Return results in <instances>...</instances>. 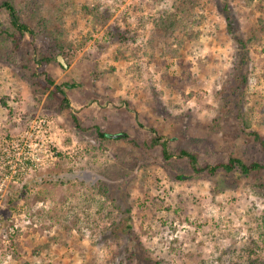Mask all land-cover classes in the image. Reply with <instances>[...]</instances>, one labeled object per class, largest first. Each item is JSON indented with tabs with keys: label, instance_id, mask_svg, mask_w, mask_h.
<instances>
[{
	"label": "rangeland",
	"instance_id": "rangeland-1",
	"mask_svg": "<svg viewBox=\"0 0 264 264\" xmlns=\"http://www.w3.org/2000/svg\"><path fill=\"white\" fill-rule=\"evenodd\" d=\"M11 1L41 32L40 49L64 59L65 69L50 64L51 78L77 88L68 91L71 108L62 110L61 98L42 92L40 55L26 41L18 51L0 44V264H120L126 242L120 232L115 241L111 236L128 210L154 261L264 264V195L254 178L195 176L187 160L167 162L160 146L145 147L158 135L174 154L197 153L201 166L232 156L264 162L242 121L223 113L219 96L238 100L225 87L235 79L234 32L249 47L241 68L248 86L239 99L252 110L246 132L264 137V11L257 1L198 0V38L181 48L165 45L155 30L154 0ZM121 33L130 40L120 41ZM38 117L69 134V154L28 171L23 157L39 154L36 142L54 136L32 131ZM98 129L127 134L141 147L102 142ZM180 174L186 179L178 181Z\"/></svg>",
	"mask_w": 264,
	"mask_h": 264
},
{
	"label": "trees",
	"instance_id": "trees-1",
	"mask_svg": "<svg viewBox=\"0 0 264 264\" xmlns=\"http://www.w3.org/2000/svg\"><path fill=\"white\" fill-rule=\"evenodd\" d=\"M250 5L256 1V9L264 11V0H245ZM244 1V2H245ZM1 9L7 14V20L0 24V44H7L13 48L14 51H18L22 44L26 41L27 44L40 55L37 60V71L36 77L39 79V84L42 92L49 93V97L52 99L61 98V109H70L69 95L68 91L75 90L77 86L75 84H59L56 83L49 75L47 69L53 62H57L64 69V59L61 56H54L53 54L45 53L40 49L42 40L41 32L38 29L32 28L29 24L25 23L22 15L17 9L16 5L10 0L4 2ZM153 9H155V15L153 17V24L156 31L162 32V41L166 45H171L169 41L179 45V48L189 43L193 39L198 38V32L192 30L194 26H198L202 23V19L198 16V10L200 11V4L198 0H154ZM63 12H66L64 8ZM264 24V23H263ZM264 33V25H263ZM56 34V32H54ZM110 35V34H109ZM236 43V58L233 64L232 79L227 84L226 88L232 92L231 96H234L238 100L232 101L228 98V95L220 94V98L223 96V113L227 115L237 116L239 121H242V126L246 129L244 133L248 136L264 151V137L256 132H246L251 130V120L250 113L251 109L246 111L245 103L239 101L241 95L245 94V89L248 86L247 78L241 73V68L244 64L249 61V47L248 43L242 38L235 36V33L230 34ZM113 37V35H111ZM117 37L120 41H129V37L125 34H118ZM45 41V40H44ZM51 42H54L52 40ZM233 88V90L231 89ZM228 92L226 89H224ZM5 104V103H4ZM249 113V114H248ZM73 122L77 128H81L80 121L76 116L72 115ZM97 135L102 142L111 141L110 135L97 130ZM127 144L132 145L135 148L141 147L137 141L132 139L129 135L124 134L122 138L118 139ZM169 142L164 138L155 135L149 145H145L147 148H154L160 146L162 148L163 157L165 161L169 162L173 158H178L182 160H187L192 174L195 176H208L215 178L218 175H233L239 179L254 178L255 185L258 187L264 195V162H248L243 157L232 156L227 162L219 163L217 165H205L201 166L200 157L197 153H193L186 149H180L177 154L170 151ZM185 174H180L176 177L178 181H183L186 179ZM214 180V179H213ZM225 182L220 181L216 183V194L223 191ZM107 194V192H105ZM20 200V196L17 198H12L9 201L11 206ZM115 202V200H113ZM151 204L154 208L159 206L164 207L163 201H158L156 199H151ZM163 205V206H162ZM167 210H170L168 208ZM130 210L126 212L128 214L125 221H123L118 227H115L111 239L114 241L119 238V232L121 236L123 235L124 242H126L125 255L123 256L124 261L120 264H165L163 261H154L150 256L149 252L145 250V247L141 243V240L136 237V233L132 226V221L130 218ZM126 215L125 213H123Z\"/></svg>",
	"mask_w": 264,
	"mask_h": 264
},
{
	"label": "built area",
	"instance_id": "built-area-1",
	"mask_svg": "<svg viewBox=\"0 0 264 264\" xmlns=\"http://www.w3.org/2000/svg\"><path fill=\"white\" fill-rule=\"evenodd\" d=\"M53 123L54 122L52 121L41 119L39 117L33 121V125L30 128L34 132L35 129L38 128V136L39 134H42V136L45 137L43 129H45L46 133L54 130V136H50L49 139L47 138L48 140L46 143L42 142V144H40L41 141L36 142L35 147H40L38 150L39 154L34 155L27 153L23 157V160H21L20 163L24 165L26 170L35 171V169L38 167L46 169L58 160V155L61 153V151L64 153L67 152V154H69V149L64 147V140H66L69 134ZM33 133H31V137L34 135Z\"/></svg>",
	"mask_w": 264,
	"mask_h": 264
},
{
	"label": "water",
	"instance_id": "water-1",
	"mask_svg": "<svg viewBox=\"0 0 264 264\" xmlns=\"http://www.w3.org/2000/svg\"><path fill=\"white\" fill-rule=\"evenodd\" d=\"M123 136H124V134L110 135V137L113 139H119V138H122Z\"/></svg>",
	"mask_w": 264,
	"mask_h": 264
}]
</instances>
